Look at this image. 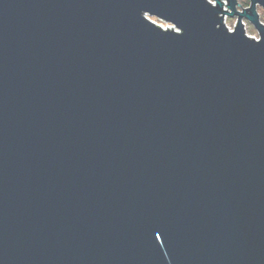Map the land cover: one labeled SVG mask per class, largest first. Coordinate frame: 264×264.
<instances>
[{
  "label": "water",
  "instance_id": "water-1",
  "mask_svg": "<svg viewBox=\"0 0 264 264\" xmlns=\"http://www.w3.org/2000/svg\"><path fill=\"white\" fill-rule=\"evenodd\" d=\"M241 6L0 0V264H264V0Z\"/></svg>",
  "mask_w": 264,
  "mask_h": 264
},
{
  "label": "rangeland",
  "instance_id": "rangeland-1",
  "mask_svg": "<svg viewBox=\"0 0 264 264\" xmlns=\"http://www.w3.org/2000/svg\"><path fill=\"white\" fill-rule=\"evenodd\" d=\"M238 1H239L240 5H242L240 7V9H242L244 7L243 2L245 0H238ZM258 11H259V14L261 16L262 21L264 22V8L259 6L258 7ZM146 17H149L150 20L154 21L158 25H161L163 28H168V29L174 28L173 24H171V23L168 24L167 22H165L163 20H160V19H157L155 17H152L149 14H147ZM236 22H237V17L236 16H235V18L227 17V19H226V24H227L228 28H230L231 30L234 29V26H235ZM244 24H245V27H246V33L249 36L258 39L259 38V34H258V31L255 29V27H253L252 24L247 19L244 21Z\"/></svg>",
  "mask_w": 264,
  "mask_h": 264
},
{
  "label": "trees",
  "instance_id": "trees-1",
  "mask_svg": "<svg viewBox=\"0 0 264 264\" xmlns=\"http://www.w3.org/2000/svg\"><path fill=\"white\" fill-rule=\"evenodd\" d=\"M243 4H244V7H245V6H248V5H249V0H245V1L243 2Z\"/></svg>",
  "mask_w": 264,
  "mask_h": 264
}]
</instances>
